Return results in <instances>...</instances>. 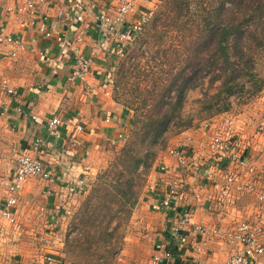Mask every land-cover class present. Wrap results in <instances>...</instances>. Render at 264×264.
<instances>
[{"label": "crops", "instance_id": "0c3cea01", "mask_svg": "<svg viewBox=\"0 0 264 264\" xmlns=\"http://www.w3.org/2000/svg\"><path fill=\"white\" fill-rule=\"evenodd\" d=\"M11 1L4 0V6L0 7V22L6 31L26 41L28 47L20 51L15 58L7 57L4 48L0 47V79L8 77L17 90L16 97H8L0 92V99L6 97L11 105L9 115L1 124H7L9 130L14 132L16 157L20 153L34 154L33 141L36 137L42 136L46 139L41 160L45 166L52 169L55 182L49 186L39 178L30 177L24 184L26 188L23 198H26L27 194L36 196L40 190L45 192L50 188L52 194L45 198L49 213L50 207H55L56 203V206L63 204L69 194L82 193L88 187L90 180L97 174L106 151L120 144L131 129V119L124 106L112 96L109 83L115 62L112 57L115 55L109 54V51L106 52L99 46L103 29L100 28L101 22L97 18V13L114 12L117 0H40L34 22L28 25L18 23L15 14L6 10V5ZM156 2L157 0H138L137 13L154 9ZM91 5L96 7L94 12L89 11ZM79 17H82L83 21ZM43 19L46 20L45 28L42 27ZM86 26L84 40L77 43V46L84 54L93 56L92 69L88 77L95 89L93 93H87L82 82L68 80L74 66L73 51L69 48H61L55 37L45 35V32L50 30L53 34H61L73 41L79 30ZM32 39L37 41L33 42ZM74 43L76 44L75 41ZM42 49H47L46 57L39 54ZM19 107L20 111L17 110ZM54 115L60 116L62 120L59 137L48 136L46 131L48 121ZM7 133L10 136L11 132L7 131ZM188 133L191 139H194L191 144L198 148L197 151L200 150L199 145L205 141L201 127H194ZM187 134L186 132L180 134L176 143L184 139ZM240 136L243 139L244 153L249 165L257 170L247 177L255 179L264 191V139L256 137L253 131L246 128L242 131L240 129ZM165 153H161L160 157H167ZM200 169L197 177L192 179L193 186L204 178L205 168L200 167ZM193 193L194 191L190 190L192 202ZM54 196H56L55 200ZM151 199L152 194L145 189L141 199L143 204L141 208L136 209L149 227L151 257L161 244L173 250L172 264L198 262L225 264L238 247L214 235L203 237L195 233L190 235L189 244L176 247L170 229L166 226L165 214L150 207ZM27 207H30L29 204ZM194 207L196 220L208 227L231 228L241 221L260 222L264 217V202L247 192L236 193L233 204L228 207H214L211 203ZM20 211L19 204L17 212ZM23 211L26 212L27 209H22L21 212ZM36 212L37 209L31 208L28 215ZM20 219L24 221L27 218ZM19 221L17 218L16 222ZM28 223H36V220L28 219ZM5 224L6 233H4L0 264H12L10 259L13 254L8 241L11 227H16L18 224L7 221ZM196 246H201L203 250L198 251ZM55 254L60 255L57 249ZM16 259L13 264H28L19 257ZM66 264L70 263L66 262ZM246 264H264V255L251 258Z\"/></svg>", "mask_w": 264, "mask_h": 264}, {"label": "rangeland", "instance_id": "374dc122", "mask_svg": "<svg viewBox=\"0 0 264 264\" xmlns=\"http://www.w3.org/2000/svg\"><path fill=\"white\" fill-rule=\"evenodd\" d=\"M170 1L172 0H157L154 9L145 10L152 11L153 14L143 32L126 51L122 52V55L112 57L115 62L109 83L112 96L124 106L126 113L132 119L133 124L128 134L120 144L106 151L97 174L90 180L88 187L82 193L69 194L63 204L56 206V203L55 207H50L49 213L42 216V221H39L42 217H37V212L32 215H28V212L31 208L38 210V207L45 203L47 206L45 198L48 196L46 197L44 190L43 192L40 190L36 196L27 194L26 198H23L26 186L23 187L20 193L22 197L19 195V204L21 211L22 209L27 211L17 212L16 217L20 221L15 222L18 225L10 229L8 242L13 254L10 263L13 264L18 257L26 260L28 264L34 263L36 259L41 260L49 249H46V244L40 236L52 235L56 236L55 248L60 253L59 256L70 264H149L152 248L148 239L149 227L137 210L143 204L141 199L145 192L150 168L146 170L141 168L140 173L136 175L134 190L138 198L131 209L127 208V204L133 202L135 197L132 199L129 194L118 191L111 193L108 185L117 177L116 165L123 149L135 144L136 135L143 126L146 111L155 107V110L164 108L162 102L156 103L155 97L145 98L148 95L147 90L150 88L154 90L153 84H155L157 89L153 92L156 96L160 98L169 96L165 89L172 82L175 72L184 70L183 76L190 74L191 68L187 64V57L184 56V42L197 37L195 33L197 24L203 27V16L217 0ZM243 1L249 2V0ZM173 5L176 6L177 14L174 13L175 15L167 23L169 20L164 19L167 15L165 12L164 16L159 15L163 19L160 20L158 12L170 11ZM237 8L236 11L239 13ZM253 55L255 64L251 72L257 77L239 79L238 82L240 85L244 84V89L240 91L239 87L234 88V93L228 97L231 105L225 111L221 109L225 108L226 104H217L215 99H212L214 102L212 107L208 105L211 104V96L219 92L221 79L218 77L220 72L216 66L207 69L209 71L201 84L186 93L181 106L182 115L173 121L174 123L163 135L161 143L156 146L158 151L154 161L165 152L167 147L176 143L180 134L184 132L187 134L190 129H194V126H201L217 113L234 112L239 117L240 127L247 126V130L252 131L255 122L263 116L257 99L264 97V46L259 45ZM4 119H0V202L6 197L8 182L13 176L16 165L13 142L15 135L12 130H9L7 124H1ZM189 120L196 124L183 131ZM5 129L11 132L12 138ZM204 137L205 142L208 143L209 136L206 134ZM182 140L184 139L180 141ZM185 140L193 142L194 139L192 140L188 133ZM202 145H199L201 151L198 150V152L211 154L210 146L204 143ZM101 181L105 184L100 187ZM107 191L110 192L109 195L104 194ZM53 199L55 200L56 196ZM27 204L30 207H27ZM92 205H95L96 209H92L96 215L91 216L94 220H88L87 218L92 214L89 207ZM20 218L27 219L23 221ZM28 219L36 220V223H28ZM105 225L108 229L106 233H103ZM96 226H99V229ZM86 236H89L87 240ZM53 251L55 252V249Z\"/></svg>", "mask_w": 264, "mask_h": 264}, {"label": "built area", "instance_id": "2783aa9c", "mask_svg": "<svg viewBox=\"0 0 264 264\" xmlns=\"http://www.w3.org/2000/svg\"><path fill=\"white\" fill-rule=\"evenodd\" d=\"M3 2L4 0H0V7L4 6ZM39 2L40 0H12L6 5V10L15 14L18 23L28 25L34 22ZM137 2L138 0H117L114 12L99 11L97 13V18L101 22L100 28L103 29L99 46L106 52L109 51V54L122 55V52L130 47L150 22L153 12L137 13ZM95 8V5H91L89 11L94 12ZM79 19L83 21L82 17ZM45 26H47L46 20L43 19L42 27L45 28ZM86 31L87 26L80 29L73 41L61 34H53L50 30H47L45 35L55 37L61 48H69L73 51L74 66L68 80L82 82L86 92L93 93L94 86L88 80L93 56L84 54L77 46V43L84 40ZM32 41L37 40L32 39ZM0 47L4 48L7 57L15 58L20 51L26 50L28 45L22 38L6 31L0 22ZM39 54L46 57L47 49L40 50ZM0 92L8 97L17 96V90L8 77L0 79ZM257 100L263 116L255 122L252 131L256 137L264 139V97ZM17 110L20 111L21 108ZM10 111L11 105L7 98H1L0 119L6 118ZM239 123V117L234 112L223 113L206 120L199 127L205 135L209 136L208 143L205 141L203 143L210 146L211 154H200L197 151L198 148L184 138L166 148L167 157H158L145 186V189L152 194L150 207L154 211L165 214L166 226L170 229L171 238L176 247L189 244L192 233L203 237L217 236L228 244L238 246L225 264H246L251 258L264 255V217L260 222L241 221L231 228L208 227L199 223L195 217L194 206L211 203L214 207H228L233 204L238 192H247L264 202V191L259 183L247 177L257 170L249 165L244 153L243 139L240 136V129L242 131L243 128L246 130L248 128L247 126L240 127ZM61 124L60 116L54 115L46 126L47 135L59 137ZM46 143L44 137L38 136L33 141L34 154L20 153L16 157L13 176L8 182L7 194L0 206V259L4 233H6L5 222H16L19 195L27 179L36 177L49 186L55 182L52 169L45 166L41 160ZM200 167L205 168L204 178L193 186L192 179L200 173ZM190 190L194 191L193 202L190 200ZM45 193L47 197L52 194V190L47 188ZM46 213V205L38 207L37 217H44ZM40 239L44 241L46 249L49 250L45 252L41 260L36 259L33 264H66L55 257L53 250L56 236H40ZM196 248L198 251L203 250L201 246H196ZM173 260L171 249L160 244L153 253L150 264H172Z\"/></svg>", "mask_w": 264, "mask_h": 264}, {"label": "trees", "instance_id": "16d2710c", "mask_svg": "<svg viewBox=\"0 0 264 264\" xmlns=\"http://www.w3.org/2000/svg\"><path fill=\"white\" fill-rule=\"evenodd\" d=\"M250 5H252V10H250ZM236 7H238L239 13L236 11ZM165 12L167 15L164 19L169 20L167 22L169 23L173 15L177 14L176 6L170 7V11L158 12L160 20L163 19L159 15L164 16ZM203 17V27L197 24V31L195 32L197 37L184 42V56L187 57V64L190 65V74L183 76L184 70L175 72L172 82L165 89L169 96L162 98L156 96L153 92L157 89L155 84H153L154 90L151 88L147 90L148 95L145 98L148 96L155 97L156 103L162 102L164 108L163 110H155V107L146 111L143 126L136 135L135 144L123 149L116 165L117 177L108 185L111 193L118 191L129 194L132 199L135 197L133 202L127 204L128 209L133 207L138 198L134 190L136 175L140 173L141 168L143 170L150 168L149 173L151 172L155 164L152 165V163L158 151L156 146L161 143L163 135L174 123L173 121L182 115L181 106L186 93L201 84L205 74L209 71L207 69L216 66L220 72L218 76L221 79L220 90L211 96V104L208 105L212 107L214 103L212 99H215L217 104H226V107L221 111L228 110L230 107L231 102L228 101V97L234 93L236 86L239 87L240 91H243L244 84L240 85L238 82L240 78L242 80L244 77L249 79L257 77L255 73L251 72V69L255 64L254 50H257L259 45L264 46V0H249V2L217 0L207 9L206 15ZM172 92L174 93L172 94ZM206 101L208 100L206 99ZM220 114L223 113L214 114L212 117ZM195 124L196 122L191 123L189 120L183 131ZM103 184L105 183L101 181L100 187ZM104 194L109 195L110 192L107 191ZM94 207L95 205L89 207L92 214L87 218L88 220H94L91 217L96 215L92 209ZM96 227L99 229V226ZM107 229V226L103 227V233H106ZM87 231L89 230L87 229ZM88 237L86 236L85 239L87 240ZM171 251L173 252V250ZM55 257L62 263L67 262L59 255Z\"/></svg>", "mask_w": 264, "mask_h": 264}]
</instances>
